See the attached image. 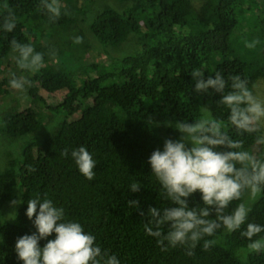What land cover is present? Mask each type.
Listing matches in <instances>:
<instances>
[{
    "label": "trees",
    "instance_id": "trees-1",
    "mask_svg": "<svg viewBox=\"0 0 264 264\" xmlns=\"http://www.w3.org/2000/svg\"><path fill=\"white\" fill-rule=\"evenodd\" d=\"M88 1L59 0L61 15L53 21L41 0H0V21L9 12L16 18L12 32L0 28V73L9 74L0 81V93H12L13 73L29 82L25 90L31 101H44L41 92L66 93L52 109L43 103L61 120L52 121L50 132L41 137L37 133L46 121L37 108L22 110L16 102L3 115L8 139H32L12 162L4 159L5 169L0 170V264H23L15 246L19 237L37 232L35 217L26 215L28 201L35 198L62 207L66 220L79 222L120 264H264V252L249 253V241L241 235L248 222L264 226V194L250 205L241 229L217 230L205 237L216 244L205 251L200 241L193 256L184 246L169 245L162 251L157 238L144 230L150 207L175 206L148 161L153 151L163 150L166 139L180 138L177 121L214 118L233 139L243 141L244 150L255 153L260 146L255 138L263 130L237 133L229 123V109L217 103L221 94L213 89L197 93L191 73L200 68L207 79L220 72L229 85V77L238 74L253 91L264 80V0H201L199 8L191 0H118L119 7L106 5L98 12L88 9ZM82 23H88L108 61L90 62L96 55L80 29ZM76 37L82 42L75 43ZM13 38L44 54L39 71L19 68ZM128 42L136 44L134 52L112 55L123 52ZM77 114L79 118L69 121ZM80 146L96 162L92 180L80 173L71 156ZM133 183L139 184V192H131ZM18 188L16 220L4 221L3 209ZM129 200H138L139 209L130 207ZM188 203L190 208L204 207L199 191ZM54 238L53 233L47 239ZM259 238L264 232L254 237ZM46 243L41 240L40 246Z\"/></svg>",
    "mask_w": 264,
    "mask_h": 264
},
{
    "label": "clouds",
    "instance_id": "clouds-1",
    "mask_svg": "<svg viewBox=\"0 0 264 264\" xmlns=\"http://www.w3.org/2000/svg\"><path fill=\"white\" fill-rule=\"evenodd\" d=\"M41 7L47 11L50 20L55 21L61 15L59 0H41ZM15 27V15L9 12L0 21V28L12 32ZM74 42L81 43L82 37H76ZM11 48L18 54L15 59L19 68L35 72L43 67L44 54L36 52L31 44L13 38ZM191 75L197 93L213 89L221 94L217 103L229 109L228 120L237 133H261L264 98L249 89L247 80L233 75L229 77V85L220 72H216L214 78L209 75L205 79L200 68L193 69ZM27 83L15 73L9 81L10 87L19 91H24ZM175 129L181 134L180 138L166 139L163 150L153 151L148 161L153 175L175 206L150 207L144 230L148 236L157 238L162 251H167L169 245L173 248L184 246L187 255L193 256L200 241H203L205 251L216 244L215 239L205 237L215 236L221 228L235 232L246 223L250 208L245 202L238 203L230 212L226 210L234 201H241L246 193L253 200L264 194V157L244 150L243 141L233 139L214 118L177 121ZM255 144L264 145V134L256 136ZM63 155H68L67 149ZM71 156L80 173L92 180L96 162L87 148L80 146L72 150ZM140 189L137 183L130 185L133 193ZM197 191L204 207L190 208L188 198ZM11 203L15 205L18 201ZM128 204L136 209L140 206L138 200H129ZM213 212L214 219L210 218ZM26 215L30 220L35 217L37 232L25 234L16 241L15 251L23 264H120L118 257L102 250L95 243V236L86 232L79 222L66 220L64 209L55 206L50 199H30ZM165 226L166 233L163 231ZM261 232H264V226L254 222H248L241 232L249 241V253L264 252V238L254 239ZM53 233L55 238L47 239ZM41 240H47L43 247Z\"/></svg>",
    "mask_w": 264,
    "mask_h": 264
},
{
    "label": "rangeland",
    "instance_id": "rangeland-1",
    "mask_svg": "<svg viewBox=\"0 0 264 264\" xmlns=\"http://www.w3.org/2000/svg\"><path fill=\"white\" fill-rule=\"evenodd\" d=\"M195 8H199L201 6L202 1L201 0H191ZM109 5L111 7H119V1L118 0H89L87 2L88 9L91 11H102L104 6ZM88 23H82L80 24V29L82 30V33L84 34L85 38L88 40V43H90L92 46H94V50L92 51L96 57L95 59L91 58L90 62H106L108 61V58L106 57L104 51L102 50L101 46L95 41V39L90 35L89 28H88ZM136 48V44L133 42H128L126 43L122 49L123 52L121 51L122 49L118 50L121 52H112V55L114 57H120L124 55V52H134ZM90 54L85 56V59H89ZM94 60V61H93ZM4 76H9V74H1L0 73V81L3 79ZM12 93L10 94H5V93H0V170L5 169V163H3L4 159H8L9 162H12L15 158H17L21 152H22V145L32 139L28 138L30 135L20 138L15 141H11L8 139L2 129V119L3 115L10 109L12 108L16 102H19L22 105V110H26L29 106L37 108V110H40L41 113H43L44 118H45V123L44 126H42V133H37L38 137H41L43 134H48L52 128L51 122L52 121H60V118H57L56 114L52 112V108H54L56 105L62 103L66 93L65 92H57L55 94H47L45 92H41L40 96L43 97L44 101L40 100H33L31 101L28 97L27 91H19L16 89L11 88L10 89ZM254 94L264 98V80H260L257 82V84L253 88ZM39 103V105L35 104ZM43 103L47 104L50 106V110L46 109L48 108L46 105ZM19 104V105H20ZM39 108V109H38ZM80 117V114L75 115L74 117H68L69 121H74L77 118ZM263 134H264V127H262ZM27 138V139H26ZM25 139V140H24ZM191 146V145H189ZM255 153L258 154L259 156L264 157V145H260L255 149ZM7 156V157H6ZM20 189L18 188L17 191L15 192V195L13 199L8 202L4 209H3V219L4 221H10V222H15L16 220V215H17V210L21 205V200H20ZM13 200L18 201L15 205H13L11 202ZM256 200V199H254ZM253 199L250 198L248 195L244 202L250 207L252 203L254 202ZM2 243V239L0 236V244Z\"/></svg>",
    "mask_w": 264,
    "mask_h": 264
}]
</instances>
